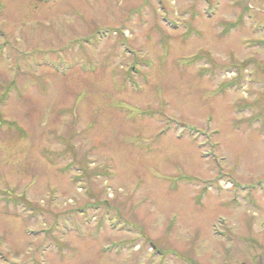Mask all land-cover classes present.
I'll use <instances>...</instances> for the list:
<instances>
[{
  "label": "rangeland",
  "instance_id": "rangeland-1",
  "mask_svg": "<svg viewBox=\"0 0 264 264\" xmlns=\"http://www.w3.org/2000/svg\"><path fill=\"white\" fill-rule=\"evenodd\" d=\"M255 21L264 0H0V264H259L264 197L226 187L264 178Z\"/></svg>",
  "mask_w": 264,
  "mask_h": 264
},
{
  "label": "flooded vegetation",
  "instance_id": "flooded-vegetation-1",
  "mask_svg": "<svg viewBox=\"0 0 264 264\" xmlns=\"http://www.w3.org/2000/svg\"><path fill=\"white\" fill-rule=\"evenodd\" d=\"M263 91H264V88H263ZM261 263L264 264L263 262H261ZM261 263H260V264H261Z\"/></svg>",
  "mask_w": 264,
  "mask_h": 264
}]
</instances>
